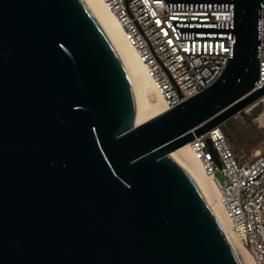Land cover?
<instances>
[{
  "label": "water",
  "instance_id": "95a60500",
  "mask_svg": "<svg viewBox=\"0 0 264 264\" xmlns=\"http://www.w3.org/2000/svg\"><path fill=\"white\" fill-rule=\"evenodd\" d=\"M262 1L229 0L216 81L135 124L131 81L86 0H0V264H239L170 154L264 98Z\"/></svg>",
  "mask_w": 264,
  "mask_h": 264
},
{
  "label": "built area",
  "instance_id": "2783aa9c",
  "mask_svg": "<svg viewBox=\"0 0 264 264\" xmlns=\"http://www.w3.org/2000/svg\"><path fill=\"white\" fill-rule=\"evenodd\" d=\"M150 74L166 109L201 92L232 56L229 0H102ZM259 79L264 85V0L258 19ZM207 139L218 154L213 158ZM195 159L218 191L232 232L256 264H264V149L240 159L221 126L189 142ZM217 169L225 179L217 176Z\"/></svg>",
  "mask_w": 264,
  "mask_h": 264
},
{
  "label": "bare ground",
  "instance_id": "6f19581e",
  "mask_svg": "<svg viewBox=\"0 0 264 264\" xmlns=\"http://www.w3.org/2000/svg\"><path fill=\"white\" fill-rule=\"evenodd\" d=\"M86 2L117 52L129 76L135 97V124H140L164 111L166 108L160 93L155 89L151 76L135 49L126 39L124 30L115 14L106 7L102 0H86ZM170 155L189 173L201 190L222 227L238 263L256 264L251 254L232 232L230 223L218 202V191L210 177L205 174L200 161L194 158L189 143L172 151Z\"/></svg>",
  "mask_w": 264,
  "mask_h": 264
},
{
  "label": "rangeland",
  "instance_id": "374dc122",
  "mask_svg": "<svg viewBox=\"0 0 264 264\" xmlns=\"http://www.w3.org/2000/svg\"><path fill=\"white\" fill-rule=\"evenodd\" d=\"M264 98L229 118L220 126L240 159L252 158L257 151L264 149ZM217 176L224 180L220 169Z\"/></svg>",
  "mask_w": 264,
  "mask_h": 264
}]
</instances>
